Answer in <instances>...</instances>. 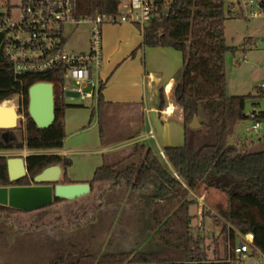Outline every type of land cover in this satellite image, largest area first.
Here are the masks:
<instances>
[{
	"label": "trees",
	"instance_id": "16d2710c",
	"mask_svg": "<svg viewBox=\"0 0 264 264\" xmlns=\"http://www.w3.org/2000/svg\"><path fill=\"white\" fill-rule=\"evenodd\" d=\"M178 2L177 8L164 20L154 18L143 35L144 46H172L181 51L185 59L182 79L173 89L175 103L183 109L185 141L183 145L164 148L175 174L149 175L147 145L139 142L134 144L133 152L115 162H109L108 154H103V165L88 180L93 192L102 187L98 196L100 201L89 214L87 202L81 207L75 200L55 199L52 206L27 212V216L18 215L25 211L0 204V236L4 237L5 231L11 229L12 235L20 238L19 242L32 257L28 263L0 264H223V259L212 260L208 255L209 249L193 231L194 216L190 214L191 192L221 194L215 0ZM73 5L76 17L115 13L120 8L119 0H73ZM53 79L51 75L17 77L12 74L10 61L0 53V103L6 102L14 92H22V113L28 118L17 128L0 129V150L64 148L65 110L82 105L65 101L61 85L54 83L56 121L47 129H39L28 113L31 84ZM102 94L97 108L102 143L107 145L109 132L104 119H108V107ZM195 114L201 121L200 128L189 126ZM26 163L27 175L32 181L36 174L53 164L63 165L62 183L73 181L68 172L70 157L54 152L32 153L27 156ZM25 180L22 177L14 184L29 185L30 180L24 183ZM0 185H11L5 156H0ZM118 193L127 199L126 205L140 218L118 215L122 205ZM115 203L118 206L113 208ZM76 207L79 216L74 218ZM105 209H110L111 219L104 217ZM125 219L137 235L117 244L114 233L119 229L120 220ZM115 221L118 223L113 228ZM82 225L83 229L89 228L86 234L89 239L84 248H81L83 241H70L75 240L70 228L82 229ZM92 228L96 229L92 234L95 239L101 234L102 238L107 233L111 236L106 242L94 243L89 235ZM70 245H77V248H68Z\"/></svg>",
	"mask_w": 264,
	"mask_h": 264
},
{
	"label": "built area",
	"instance_id": "2783aa9c",
	"mask_svg": "<svg viewBox=\"0 0 264 264\" xmlns=\"http://www.w3.org/2000/svg\"><path fill=\"white\" fill-rule=\"evenodd\" d=\"M178 1L119 0L115 13L76 17L73 0H0V53L15 76L51 75L57 80L48 81L61 85L65 101H91L97 108L105 82L104 26L131 23L144 35L153 19L164 20ZM82 22L91 24L89 45L83 51L69 50L65 28Z\"/></svg>",
	"mask_w": 264,
	"mask_h": 264
},
{
	"label": "crops",
	"instance_id": "0c3cea01",
	"mask_svg": "<svg viewBox=\"0 0 264 264\" xmlns=\"http://www.w3.org/2000/svg\"><path fill=\"white\" fill-rule=\"evenodd\" d=\"M121 25H123V31L125 32L126 30V36L124 37L121 34L114 33V43L112 45H108V41L104 42L105 60L101 75L104 76L105 82L102 89V99L105 106L108 107V110L106 109L108 119L112 117H128L126 123L128 130L118 134V140L120 142L118 140L115 141L110 135V141H107V145H103L102 152L109 150L108 147L113 146V144L114 146L120 145L123 141L129 142L132 140L138 143L141 142L147 145L146 163L148 174L153 177L173 175L175 174V170L171 162L168 161L167 157L162 155V151L165 148L162 144H178L181 136L172 134L171 128L173 123L178 124L180 130L184 131L185 134L183 109L175 103L173 91L175 84L182 79V71L185 64L184 55L172 46H144L143 35L138 26L131 23ZM168 85H170V90L167 89ZM162 101L163 106L161 107L160 103ZM133 105L140 110L141 131L137 127L136 118L121 115H125V112L127 115L132 113L124 110V107H132ZM170 105L173 109L172 112L168 109ZM96 111L98 113V108H96ZM129 130H133V132ZM150 132L153 133V136L150 135ZM146 140H154L156 146L147 144ZM67 145L68 142H66L63 149L50 150L49 153L54 152L67 156L68 150H74L73 148L67 147ZM63 173L65 174V172ZM72 180L86 182L90 179ZM191 195H196L194 197L199 198V201H201L199 204L196 203L197 206L194 212L191 210L192 205L190 206V214L194 216L191 226L199 227L200 222L205 224L206 219L210 218L202 212L200 207L202 208L203 205L212 209L213 207H210L203 198L204 196L209 197L208 193L199 195L193 191ZM192 200L193 203L197 201L196 199ZM203 210L205 211V208ZM117 223L118 221H115L113 228L117 226ZM118 227H125L114 233L115 237L119 239L128 236L127 240H129L137 235L131 228H126L130 227L129 221L126 219L123 221L120 220ZM212 228L213 225L210 230ZM194 230L196 229L194 228ZM218 230L216 228L213 231ZM113 232L114 230L111 234ZM199 232L203 235V229H200ZM219 251L222 253L221 245ZM215 254L212 256L213 258L210 256L212 260L217 258L223 259L222 256H217V252Z\"/></svg>",
	"mask_w": 264,
	"mask_h": 264
},
{
	"label": "rangeland",
	"instance_id": "374dc122",
	"mask_svg": "<svg viewBox=\"0 0 264 264\" xmlns=\"http://www.w3.org/2000/svg\"><path fill=\"white\" fill-rule=\"evenodd\" d=\"M122 26L123 25L121 24H117V25L106 24L103 29L104 42L108 41V45H112L114 43V39H113L114 33L121 34L122 36L125 37L126 30L124 32L122 29ZM90 30H91V24L88 22H82V24H79V25L66 26L65 35L68 41L67 48L69 50L76 51V52L86 50L89 45L88 39L90 36ZM101 71L103 72L102 69ZM66 94H67V97L69 98L72 97L71 94L69 93H66ZM55 98H56V95H55ZM23 101H24V95L22 94V92L18 91V92H14L12 96L9 97L6 100V102H4L6 105H10L12 107L14 106L17 109V112L19 113L18 125L16 126V128L21 126L22 121H24L25 123V121L28 120L25 114L22 113ZM77 104L82 105V106H70V107H67V109L65 110L66 113L64 114V123H65V129H66V139H65L64 145L66 144V142H68L67 147L74 149L73 151L68 150L66 154L67 157L71 158V163L68 166V172H69L70 178L76 179V180L77 179L87 180V179H92L96 169L103 165L102 164L103 154H108L107 157H108L109 162H115L118 159H121V157H123L124 155H126V153L128 154V153L133 152V149L135 146L134 144L138 142H134L132 140L129 142L123 141V143H121L120 145L114 146L113 144V146L108 147L109 150L102 152L103 143H102V138L100 135L96 104L91 103L89 101H87L84 104L80 102ZM116 110H119V109H116ZM124 110H126L127 112H132V113H130L129 115H127L126 112L124 113L125 115L121 113L120 114L122 116H132L136 118L137 127L140 128V116L141 115H140L139 108L133 105L132 107H129V106L124 107ZM57 114L58 113H56V119H57ZM122 118L123 117H120V118L112 117L109 119L107 118L104 119V122H105L104 124L106 128H108V132H109V136L107 137L108 139H106L107 141H110V135L113 137L115 141H117L118 134L121 132H126L128 130L126 128L128 117H124L123 119ZM10 129H14V128H10ZM1 130L7 131L9 129H1ZM129 131L133 132V130H129ZM139 131H141V128ZM171 131L173 135L181 136L178 144H174V145H180V144L183 145L185 141V134H184V131L180 130V126L178 124L173 123ZM7 135H8V132H6V136ZM118 142L120 141L118 140ZM124 142L126 143V145H124L125 144ZM146 143L149 145L156 146L154 140H146ZM174 145L162 144L163 147L174 146ZM49 152L50 151H41V150L39 151V150H34V149L30 150L29 148L25 147L24 149L15 148L14 150H0V156H5V158L8 159L9 157H15L16 155H22L24 157H27V155L32 154V153H49ZM162 153H163L162 155L166 157L165 152L162 151ZM26 166H27V163H26ZM61 166L63 168V165ZM63 172H65L64 168H63ZM63 172L58 182H62ZM24 178L26 179L24 183L28 182L29 180L30 182L32 181V178L30 175H27ZM30 182L28 183L29 185L32 184L34 180L32 181V183ZM101 192H102V187H97V189L94 192L91 191L89 194H87V196H83L81 198L75 199V201L78 202L81 207L84 206L85 202H87L86 207H87V213L89 214L92 211V208L98 205L100 201V199H98V196L100 195ZM205 193L206 192L202 191V194L205 195ZM208 194H209V197L203 195L204 196L203 198L210 205V207H213V209L205 205H203L202 208L200 207V209L202 210V212H204V214H207L206 215L207 217H210V218L206 219L205 224L200 222L199 227L194 226L193 229L194 228L196 229L194 230L195 235L197 237H201L202 241H204V244L202 243V245L209 249V252H210V255L208 253L209 256L212 257L216 255L215 252H217L218 254L217 256H222V253L219 251L220 245L222 247V223H221V214H220L221 194L215 191L208 192ZM107 196L113 197L111 195H107ZM117 196H118V199H120V203H122V205H120L121 207H120V211L118 212V215H121L122 218H125V217H131V218H137V219L140 218L138 214L133 212L132 207L129 209V206L126 205L127 199L123 198V196H121L119 193L117 194ZM194 196L196 195L190 196L191 199L197 200L191 206L192 212L196 210V206H197L196 203L199 204L201 202L199 201V198H196ZM124 205L125 207L123 209ZM116 206H118L117 203L113 205V208ZM45 208H42V209H45ZM204 208H205V211L203 210ZM28 214L29 213L26 212V213H20L18 215L27 216ZM97 214H99V216L101 215V213H97ZM103 214H104V217H108L109 219H111L110 209H105ZM78 216H79V209H77L76 207L75 213L73 214L72 217L77 218ZM117 217H118L117 219H119V216ZM81 218H83V213H81ZM212 225H213V228L212 230H210ZM80 227L82 229H76L75 226L70 228L71 236L75 239V240H70V241H79V240L83 241L84 244L81 245V248H84L89 239V238H86V234H88L87 231L89 230V228L83 229L84 227L83 225ZM123 228L119 227L118 230H122ZM126 228H129V227H126ZM216 228H218L219 230L213 231ZM200 229H203V235L201 234V232H199ZM92 230L93 231L89 235H91L90 237L92 238V241L94 243L106 242V240H108L109 237L111 236L110 234L107 233L106 237L103 236L102 238V234H101L95 239L92 234L96 231V229L92 228ZM12 233L13 231L11 229H8L7 231H5V236H4L7 238L0 236V263H5V262L6 263L7 262L8 263H18V262L28 263L29 261H31L32 257L26 252V247H24L22 243L19 242L20 238L14 237ZM127 239H128V236L120 238V239L118 237H115L117 244L123 243ZM67 247L77 248V245H70Z\"/></svg>",
	"mask_w": 264,
	"mask_h": 264
},
{
	"label": "water",
	"instance_id": "95a60500",
	"mask_svg": "<svg viewBox=\"0 0 264 264\" xmlns=\"http://www.w3.org/2000/svg\"><path fill=\"white\" fill-rule=\"evenodd\" d=\"M28 95L30 118L33 119L39 129L49 128L56 119L54 84L49 81L35 82L29 87ZM18 118L19 113L14 106L0 103L1 129L16 127ZM189 126L201 127V121L197 114L194 115ZM26 160L27 157L22 155L7 159L11 185H0V204L25 212H33L52 206L55 199L75 200L87 196L92 191L89 181H72L69 184L58 182L63 172V168L59 164H53L36 174L33 178V184H14L16 180L28 174Z\"/></svg>",
	"mask_w": 264,
	"mask_h": 264
},
{
	"label": "bare ground",
	"instance_id": "6f19581e",
	"mask_svg": "<svg viewBox=\"0 0 264 264\" xmlns=\"http://www.w3.org/2000/svg\"><path fill=\"white\" fill-rule=\"evenodd\" d=\"M169 88H170V85L167 86V89H169ZM170 89H171V88H170ZM170 89H169V90H170ZM168 109H169L170 112H172V110H173L172 107H171V105L169 106Z\"/></svg>",
	"mask_w": 264,
	"mask_h": 264
},
{
	"label": "flooded vegetation",
	"instance_id": "af4514ba",
	"mask_svg": "<svg viewBox=\"0 0 264 264\" xmlns=\"http://www.w3.org/2000/svg\"><path fill=\"white\" fill-rule=\"evenodd\" d=\"M31 183H32V181H31ZM33 183H34V182H33ZM33 183H32V184H33Z\"/></svg>",
	"mask_w": 264,
	"mask_h": 264
}]
</instances>
